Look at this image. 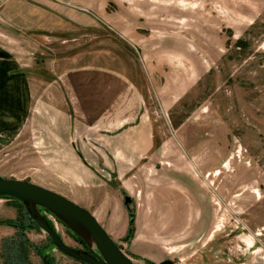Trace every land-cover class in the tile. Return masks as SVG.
Returning <instances> with one entry per match:
<instances>
[{
    "label": "rangeland",
    "instance_id": "obj_1",
    "mask_svg": "<svg viewBox=\"0 0 264 264\" xmlns=\"http://www.w3.org/2000/svg\"><path fill=\"white\" fill-rule=\"evenodd\" d=\"M0 42L28 52L24 69L37 67L45 83L67 67L111 69L149 92L152 122L166 139L161 149L170 154L174 144L180 161L163 155L150 171L140 162L124 179L96 173L102 188L94 200L104 215L114 212L113 224L125 217L126 196L139 228L160 203L178 199L194 218L185 222L190 237L179 233L174 247L165 246L173 264H264V0H0ZM12 146L0 156V174L30 181L35 160ZM187 190L196 197L191 205ZM10 209L16 217L13 204L2 201L0 221ZM46 218L65 245L84 250ZM98 223L109 230L107 215ZM112 240L133 263L146 264ZM54 254L66 262L54 264H80ZM25 256L42 264L30 250Z\"/></svg>",
    "mask_w": 264,
    "mask_h": 264
},
{
    "label": "crops",
    "instance_id": "obj_2",
    "mask_svg": "<svg viewBox=\"0 0 264 264\" xmlns=\"http://www.w3.org/2000/svg\"><path fill=\"white\" fill-rule=\"evenodd\" d=\"M4 44L0 42V156L15 145L21 156L33 158L37 165L32 169L33 178L29 182L84 208L97 222L107 215L110 231L103 229L111 239L121 241L127 231L126 211L117 227L113 224L112 210L104 215L103 209L97 208L94 194L101 190L102 182L96 173L115 172L124 179L140 162L143 169L150 171L158 158L169 154L166 148L161 149L167 145L161 144L166 139L157 134L151 119L149 92L140 84L141 80L111 69L67 67L58 70L57 81L45 83L43 77L37 75V67H31L30 72L24 69L22 57L28 52L13 53ZM36 58H39L38 52ZM164 94V91L158 92L166 105ZM169 145V156L173 161L177 158L180 161L174 144ZM5 176L0 174L2 178ZM160 196L159 202L165 201L163 194ZM186 196L189 204L196 202L193 192L187 190ZM178 197L175 192L174 198ZM2 201L7 200L0 199V205ZM166 201L168 204L160 203L157 212L146 214L143 227L137 226L135 218L132 239L122 241L130 255L159 264L170 260L173 251L169 249L172 248L165 246L174 247L179 233L191 236L185 222L193 220V213L186 206L181 208L178 199L175 206L169 198ZM182 202L184 205L187 201ZM5 211L12 215L5 219L15 218L11 209ZM116 211L122 215L120 210ZM156 220L165 222L158 227L160 238L153 235ZM15 232L10 227L0 226V242ZM25 234L43 255L66 263L55 256L43 232L32 229ZM32 255L35 256L33 252Z\"/></svg>",
    "mask_w": 264,
    "mask_h": 264
},
{
    "label": "water",
    "instance_id": "obj_3",
    "mask_svg": "<svg viewBox=\"0 0 264 264\" xmlns=\"http://www.w3.org/2000/svg\"><path fill=\"white\" fill-rule=\"evenodd\" d=\"M1 198L18 201L30 220L48 237L51 247L71 260L80 264H135L87 210L53 191L29 181L0 177ZM44 212L80 239L86 250L65 245L56 230L47 223ZM40 260L47 264V255Z\"/></svg>",
    "mask_w": 264,
    "mask_h": 264
},
{
    "label": "trees",
    "instance_id": "obj_4",
    "mask_svg": "<svg viewBox=\"0 0 264 264\" xmlns=\"http://www.w3.org/2000/svg\"><path fill=\"white\" fill-rule=\"evenodd\" d=\"M1 199H5L11 202L14 208L17 209V216L14 219H5L0 221V226L10 227L16 231L12 237L4 238L0 242V257L3 261V264H29L25 256V252H27L28 250L32 251L34 255L39 258L44 256L41 249L36 244L30 242L25 234L29 230L39 229L37 228L35 223L30 220L22 205L18 201L11 198ZM131 203L132 200L129 197H124L123 206L127 213V231L122 239L123 242H128L134 235L135 214L134 211L130 208ZM46 220L49 226L53 228L52 223L47 218ZM72 237L75 242H77L85 249V246L80 239L76 238L75 236ZM46 240L48 246L51 247L50 240L47 236ZM145 263L154 264L149 261H145ZM47 264H54V259L47 256ZM159 264H173V262L170 260H166Z\"/></svg>",
    "mask_w": 264,
    "mask_h": 264
},
{
    "label": "built area",
    "instance_id": "obj_5",
    "mask_svg": "<svg viewBox=\"0 0 264 264\" xmlns=\"http://www.w3.org/2000/svg\"><path fill=\"white\" fill-rule=\"evenodd\" d=\"M44 215L46 216V217H51L53 220H55L52 216H50L48 213H46V212H44Z\"/></svg>",
    "mask_w": 264,
    "mask_h": 264
},
{
    "label": "bare ground",
    "instance_id": "obj_6",
    "mask_svg": "<svg viewBox=\"0 0 264 264\" xmlns=\"http://www.w3.org/2000/svg\"><path fill=\"white\" fill-rule=\"evenodd\" d=\"M218 226V225H217ZM217 226H215V227H217ZM215 229V228H214ZM244 241V240H243Z\"/></svg>",
    "mask_w": 264,
    "mask_h": 264
},
{
    "label": "flooded vegetation",
    "instance_id": "obj_7",
    "mask_svg": "<svg viewBox=\"0 0 264 264\" xmlns=\"http://www.w3.org/2000/svg\"><path fill=\"white\" fill-rule=\"evenodd\" d=\"M84 250H86V249H84Z\"/></svg>",
    "mask_w": 264,
    "mask_h": 264
}]
</instances>
